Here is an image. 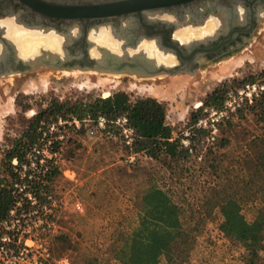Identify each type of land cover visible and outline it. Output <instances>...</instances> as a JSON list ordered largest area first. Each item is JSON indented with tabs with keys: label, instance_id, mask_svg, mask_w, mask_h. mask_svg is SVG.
<instances>
[{
	"label": "rangeland",
	"instance_id": "374dc122",
	"mask_svg": "<svg viewBox=\"0 0 264 264\" xmlns=\"http://www.w3.org/2000/svg\"><path fill=\"white\" fill-rule=\"evenodd\" d=\"M259 21L257 34L240 52L192 71L144 76L126 71L41 65L0 75V179L10 183L7 151L22 137L31 118L53 99L88 102L107 97L105 92L110 95L116 91L131 94L132 99L155 96L165 104L166 120L173 123L176 138L191 124L192 111L203 108L199 117L211 108L203 101L216 88L231 87L229 91L238 87L235 80L264 77V23ZM209 25L210 30L217 26L212 21L201 28L184 25L174 36L182 42L202 37ZM190 32L198 34L190 36ZM104 34L103 40L88 34L94 42L89 52L96 51L97 44H121L112 34ZM55 35H51V40L59 44L62 37ZM148 44L155 48L152 54L148 50V55L158 60H162L158 54L171 58L169 65L177 62L174 54L168 52L165 57L164 50L148 39L142 42L140 50H147ZM92 124L88 123L85 132L70 129L60 148L56 175L51 179V191L59 200L58 208H62L57 217L58 228L51 238L55 258L68 256L72 264H123L117 254L118 246L139 223L144 193L159 187L180 206L184 227L191 235L189 243L179 246L172 257H161L163 264H247L244 245L219 228L222 215L218 204L229 194L247 198L257 188L255 182L248 189V176L243 169L247 144L264 134L263 121L257 115L246 113L244 117L236 115L224 121L213 144H206L201 132H197L194 154L186 151V156L161 159L142 155L134 165L125 161L121 140L108 139L99 131L92 132L94 129L88 132ZM77 200L82 202L83 212L75 209ZM248 200H242V206L251 220L256 205ZM258 264H264V241Z\"/></svg>",
	"mask_w": 264,
	"mask_h": 264
},
{
	"label": "trees",
	"instance_id": "16d2710c",
	"mask_svg": "<svg viewBox=\"0 0 264 264\" xmlns=\"http://www.w3.org/2000/svg\"><path fill=\"white\" fill-rule=\"evenodd\" d=\"M264 73V71H263ZM252 79V80H251ZM247 79L253 81L254 78ZM247 80H235L240 86ZM228 88H216L203 101V105L211 107L222 106ZM203 108L191 112L194 122ZM247 114L257 115L264 124V96L246 102L237 116ZM99 115L115 120L121 115L129 118L135 128L137 138L133 145L135 152H141L153 159L176 157L187 154L180 147L179 140L173 135V128L166 120V106L155 97H137L125 91H116L107 97H96L88 102H60L53 99L50 104L39 110L30 120L22 137L14 142L7 151V171L10 183L5 178L0 179V222L15 203L12 180L14 172L12 160H24L25 151L35 141L41 129L52 123L74 118L95 120ZM191 122V123H192ZM82 124L78 132H85ZM108 139H119L118 130L112 124L103 132ZM57 148V146H56ZM247 157L244 158V172L248 176L247 185L251 189L256 182V190L247 198L229 194L219 202L222 220L219 228L228 237L240 241L247 254V264H258V257L264 241V134L254 137L246 146ZM126 153L129 151L125 147ZM57 172L55 167L50 175L52 179ZM256 176V179H255ZM7 178V179H8ZM255 203V214L249 220L243 211L242 200ZM143 208L140 212L138 225L127 235L120 246L118 256L123 264H163L162 256L172 257L179 246H185L191 240L189 230L184 227L182 210L171 196L159 187L148 189L143 195Z\"/></svg>",
	"mask_w": 264,
	"mask_h": 264
},
{
	"label": "flooded vegetation",
	"instance_id": "af4514ba",
	"mask_svg": "<svg viewBox=\"0 0 264 264\" xmlns=\"http://www.w3.org/2000/svg\"><path fill=\"white\" fill-rule=\"evenodd\" d=\"M36 1L0 0V75L13 71L24 72L41 65L51 66V54L43 53L41 48H49L52 52L63 55L62 41L66 49L67 67L87 68V56L91 45L88 34H95V37H98L105 28L125 46L135 42L139 35L152 36L151 39H145L153 41L156 48L160 45L162 50L166 49L167 53L170 52L177 58V62L172 65L166 63L170 73L192 71L240 52L257 34L261 25L259 20L261 19L264 23V0H182L170 6L144 9L141 14H126L105 20L95 19L91 22L85 19L67 22L51 18L47 15L46 7L39 5L40 3L37 4ZM42 1L92 4L95 0ZM168 1L174 0H155V2ZM210 21L216 22L217 26L202 37L197 36L182 42L174 36V32L184 25L201 28ZM9 22L15 25V33L19 40L8 37L11 30ZM20 30L25 34L38 35L43 40L51 39V35L55 34L63 39L59 37V46L56 47H49L43 43L35 51L22 52L21 38L18 33ZM193 34L190 32V36ZM174 44L182 45V55L174 52ZM98 53L101 55L100 50ZM120 53H123L122 50ZM90 54L97 57L91 51ZM167 55L164 56L168 57ZM156 59L158 62H163ZM188 60H192L189 67ZM149 71L159 74L153 68H149Z\"/></svg>",
	"mask_w": 264,
	"mask_h": 264
},
{
	"label": "built area",
	"instance_id": "2783aa9c",
	"mask_svg": "<svg viewBox=\"0 0 264 264\" xmlns=\"http://www.w3.org/2000/svg\"><path fill=\"white\" fill-rule=\"evenodd\" d=\"M264 96V77L248 81L229 90L220 107L205 109V113L189 124L176 138L189 154L197 151L196 133L201 132L206 144H213L221 124L236 116L246 102ZM103 132L112 124L118 130L124 147L128 148L125 161L134 165L142 155L133 145L137 134L126 115L115 120L99 115L95 120L80 121L76 118L52 123L38 133L35 141L25 151L22 162L12 160V180L15 203L0 222V264H72L68 256L55 258L51 238L58 228L59 200L51 191V172L58 164L60 148L71 128L80 129L82 124ZM57 146V148H56ZM75 209L84 211L81 202Z\"/></svg>",
	"mask_w": 264,
	"mask_h": 264
},
{
	"label": "water",
	"instance_id": "95a60500",
	"mask_svg": "<svg viewBox=\"0 0 264 264\" xmlns=\"http://www.w3.org/2000/svg\"><path fill=\"white\" fill-rule=\"evenodd\" d=\"M58 1L59 0H57V2ZM143 1L146 0H95L92 4L73 3L71 1L66 4L60 2L49 3L42 0H37L36 2L37 4L40 3L39 5L46 7L47 15L51 16V18L66 20L67 22L76 21L78 19H85L87 22H91L95 19L105 20L111 17H120L126 14H141L142 8H160L174 5L182 0L151 4H142ZM141 5H143V7ZM145 38L151 39L152 36L139 35L137 36L135 42L127 46L121 42L120 47L123 53L115 52L106 46L97 44V48L101 51V55L94 57L89 52L87 56V68H93L95 70L106 72H135L144 76L155 74L152 71H149V68H153L156 73L171 72L168 64L164 62H158L154 56H149L143 52V50H140L142 48V42L145 40ZM8 42L10 43L11 41ZM90 43L92 44L94 42L90 40ZM95 46L96 44L94 47ZM158 47L159 50H162L160 45ZM61 48L63 55L59 54L58 52H52L49 48H41L43 53L51 54V66L61 68L67 66L68 63L66 62V49L64 47V41H62ZM173 50L180 55L183 53L181 44H174ZM164 52L165 55L168 54L166 49ZM188 62L187 65L189 67V64L192 62V60H188Z\"/></svg>",
	"mask_w": 264,
	"mask_h": 264
},
{
	"label": "bare ground",
	"instance_id": "6f19581e",
	"mask_svg": "<svg viewBox=\"0 0 264 264\" xmlns=\"http://www.w3.org/2000/svg\"><path fill=\"white\" fill-rule=\"evenodd\" d=\"M142 3V2H141ZM151 3H160V2H155V0H146V1H143V3L142 4H151ZM161 3H163V2H161ZM142 7H143V5H141ZM144 9H148V8H144ZM143 8H142V10H144ZM141 10V11H142ZM15 22V21H14ZM10 24L9 25H11L10 26V29L11 30H9V33H8V37H10V38H16V36H17V34L15 33V25L13 24V22H9ZM8 26V25H7ZM211 25H209V26H207V28H205V32H204V34L206 33V32H208L210 29H211ZM215 29V27L213 26V28H212V30H210V32L211 31H213ZM18 32V31H17ZM104 32H108V34H110L111 35V32H109L107 29H102V32L99 34V38L100 39H105V34H104ZM19 33V36H20V38H21V46H22V52L24 51V52H28V51H35L37 48H39L43 43H45L46 44V46L47 45H49V47L50 46H59V44L58 43H56V42H53L51 39H42L40 36H38V35H32V34H25V33H23L21 30H20V32H18ZM53 33V32H52ZM194 34H198V33H194ZM6 35V34H5ZM110 35H108V36H110ZM190 35V34H189ZM18 37V36H17ZM28 38H32L31 40H29ZM109 38V37H108ZM112 39V38H111ZM187 39V41H188V39L190 40V38H186ZM35 40V41H34ZM62 40V39H61ZM19 45V44H18ZM17 45V46H18ZM0 47H1V44H0ZM146 47V49L147 50H143V52H145V53H148L147 51L149 50L150 52V54H152V53H154L155 51V48L153 47V45L152 44H148L147 46H145ZM17 48H19V47H17ZM108 48H110L111 50H113V51H115V52H121V49H120V42H118L117 44L116 43H114V42H111V45H109L108 46ZM1 49V48H0ZM97 49V48H96ZM18 50V49H17ZM93 50V49H92ZM91 50V52H92V54L93 55H95V56H99L100 54L98 53L99 52V50L97 49L96 51H95V49H94V51H92ZM158 56L160 57V59H162L163 60V62H165V63H169V62H171L172 60H171V58H162V55L161 54H158ZM168 59V60H167ZM106 63V62H105ZM104 65H106V64H104ZM109 95V92H105V94H104V96H108Z\"/></svg>",
	"mask_w": 264,
	"mask_h": 264
},
{
	"label": "crops",
	"instance_id": "0c3cea01",
	"mask_svg": "<svg viewBox=\"0 0 264 264\" xmlns=\"http://www.w3.org/2000/svg\"><path fill=\"white\" fill-rule=\"evenodd\" d=\"M140 93V92H139ZM141 97H144V96H141ZM145 97H149V95H146ZM150 97H155V96H150ZM156 98V97H155ZM160 101V100H159ZM171 125H173V123L171 124ZM95 130V131H92V132H98V130H96L94 127H90L89 129H88V132H90L91 130ZM101 133V132H100ZM102 134V133H101ZM173 135H174V131H173ZM77 201H79V202H81L80 200H77ZM82 203V202H81Z\"/></svg>",
	"mask_w": 264,
	"mask_h": 264
}]
</instances>
